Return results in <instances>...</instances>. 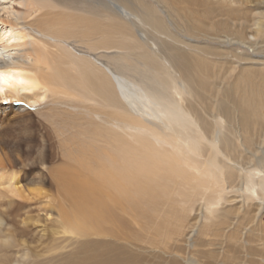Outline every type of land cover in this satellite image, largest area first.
I'll return each mask as SVG.
<instances>
[{
	"label": "bare ground",
	"instance_id": "bare-ground-1",
	"mask_svg": "<svg viewBox=\"0 0 264 264\" xmlns=\"http://www.w3.org/2000/svg\"><path fill=\"white\" fill-rule=\"evenodd\" d=\"M256 1L253 13L264 16V0H243V5ZM19 2L0 0V12L13 17V23L5 21L8 30L0 35V73L12 78L2 85L0 100L35 90L74 97L70 103L89 119L76 117L72 128L81 127L74 135L78 143L68 136L63 144L67 141L66 147L79 153L86 172L82 170L84 176L74 172L81 177H72L75 163L64 160L63 170L53 168L50 173L58 198L51 200L38 191L30 194L34 206H28L12 182L15 178L4 176L9 163L0 157V231L3 223L8 225L4 242L23 248L15 247L17 253L0 259V264H181L177 255L205 244L201 238L190 243L186 236V248L178 245L195 203L208 219L215 218L214 207L227 191H239L241 198L264 205L262 157L255 158L253 169L238 168L230 154L233 138L224 133L231 122L264 125V114L257 123L248 107L240 119L221 103L204 117L200 109L194 110L192 69L197 67L185 51L188 43L164 44L172 35L149 2L23 0L26 11L18 13L12 4ZM50 15L52 21L45 22ZM253 26L257 36L260 19ZM114 34L119 35L117 41ZM43 98L35 95L25 101ZM95 106L116 112L110 117L111 128L119 130L114 129L116 136L92 117L99 114L98 121L106 123V113L94 112ZM235 178L243 181L242 189L233 187ZM43 196L49 198L46 204ZM25 214L55 227L56 237L47 244L51 255L44 259L37 255L26 262L28 232L23 227L37 221L28 216L20 228L13 220ZM161 215L166 217L162 221ZM217 226L203 225L201 235L225 237L224 227ZM230 237L231 233L226 238ZM261 257L264 260V253Z\"/></svg>",
	"mask_w": 264,
	"mask_h": 264
},
{
	"label": "rangeland",
	"instance_id": "rangeland-1",
	"mask_svg": "<svg viewBox=\"0 0 264 264\" xmlns=\"http://www.w3.org/2000/svg\"><path fill=\"white\" fill-rule=\"evenodd\" d=\"M16 1L19 2V0ZM138 1H141L143 5L145 3V0ZM146 1L152 7L151 10L156 8L158 16L172 35L166 38L164 44L168 46L173 40H183L188 43L185 51L192 56L197 67L192 69L196 101L193 109H200L199 113L204 117L206 112H210L214 107L218 108L217 104L221 103L223 109L240 119L242 117L240 113L248 107V115L259 123L261 115L264 114V16L253 13V10L257 8L255 6L257 1L248 4L250 7L244 6L243 0H234L235 4H232V0H171L173 4L170 6L167 4L168 0ZM22 2L23 0L18 4H12L14 11L18 13L26 11ZM1 3L8 4V1H1ZM261 7L264 6L261 5ZM52 17L53 15H50L45 22L50 23ZM0 19L4 21L0 24V35H3L8 30L5 21L13 23V17L8 18L5 13L0 12ZM256 19H260L262 24L257 36L254 32L256 27L253 26ZM30 33L33 34L31 31ZM118 38V34L113 35L114 41ZM35 95H44V98L36 103L25 101V97ZM72 99L74 97L70 96L67 99L54 91L35 90L31 93H20L18 98L0 100V157L4 162L9 163L3 174L5 177L10 175L15 178L12 182L17 184L24 198H27L28 206H34V202L31 201L33 196L30 194L38 191L44 192V195L47 194L51 200L58 198L50 173H53V168L63 170L64 160L74 161L76 165L73 166L76 170H72L73 173L85 175L82 172L86 167L80 166L83 162L78 156L79 153L73 148L71 152L66 147L67 141L64 140L63 144V139L68 136L78 143L79 138L74 135L79 133L81 127L72 128L75 125L72 122H77L76 117L84 116L89 119L83 110L74 108L76 104L69 101ZM93 111L102 115L106 113V123L98 121L99 118L96 116L99 114L92 117L99 125L106 126L109 131L112 130L111 132L116 136L117 133L114 131V129L117 130L116 126H112V128L115 127L112 129L110 121L111 116L116 112L99 106H95ZM68 113L70 115H67ZM203 127L206 132L208 126ZM224 133L233 138L230 154L238 168L253 169L256 166V157H262L261 164L264 167V125L246 127L243 124L238 126L237 123L231 122L226 124ZM77 165L80 166L79 170ZM73 173L71 175L75 177L76 173ZM79 177L81 176L77 178ZM233 187L242 189L243 181H237L235 178ZM223 195V200L214 207L215 218L208 219L207 216L204 218L205 210L199 208L200 203H195L190 213L185 212L189 213L186 216L185 234L183 233L182 238H179L182 243L178 244V241L177 244L186 248L183 241L187 238L190 243L201 238L205 244L192 250L189 247L187 252L183 253V251L181 252L183 254L177 255L181 259V264L182 258L192 264H264L261 257L264 253L262 244L264 205L259 206V203L241 198L239 191H227ZM47 200H49L48 197H42L44 204ZM181 210L187 209L181 208ZM28 216H33L32 220L37 223L31 222L23 227L20 221L22 222ZM163 217L164 215H161L159 219ZM13 220L16 225L28 232V239L24 244L28 248L29 256L26 262H31L37 255H40L39 259L51 255L47 244L56 237L52 235L55 227L50 223L46 224L34 214L21 215ZM210 223L214 227L215 223L219 224L217 226L219 229L224 227L225 237L219 239L215 236L214 238L210 232L202 236L200 227ZM8 228V225L2 224L0 259H5L6 256L15 254L18 250L15 248L17 246L11 247V244L4 242ZM209 229L212 230V228ZM229 233L231 237L227 239ZM249 248H253L254 252L250 253ZM19 249L23 250V248ZM202 251L205 252L204 255H200ZM18 256L21 257V253L17 255V258Z\"/></svg>",
	"mask_w": 264,
	"mask_h": 264
},
{
	"label": "snow or ice",
	"instance_id": "snow-or-ice-1",
	"mask_svg": "<svg viewBox=\"0 0 264 264\" xmlns=\"http://www.w3.org/2000/svg\"><path fill=\"white\" fill-rule=\"evenodd\" d=\"M12 82V78L4 73H0V93L4 91L2 85L9 84ZM15 83H23L22 81H16Z\"/></svg>",
	"mask_w": 264,
	"mask_h": 264
}]
</instances>
